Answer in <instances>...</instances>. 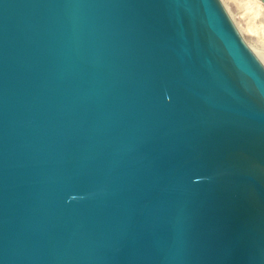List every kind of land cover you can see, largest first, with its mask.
Segmentation results:
<instances>
[{
    "label": "water",
    "instance_id": "1",
    "mask_svg": "<svg viewBox=\"0 0 264 264\" xmlns=\"http://www.w3.org/2000/svg\"><path fill=\"white\" fill-rule=\"evenodd\" d=\"M0 264H264V68L218 0H0Z\"/></svg>",
    "mask_w": 264,
    "mask_h": 264
},
{
    "label": "rangeland",
    "instance_id": "2",
    "mask_svg": "<svg viewBox=\"0 0 264 264\" xmlns=\"http://www.w3.org/2000/svg\"><path fill=\"white\" fill-rule=\"evenodd\" d=\"M219 1L226 14L229 12L244 41L257 48L264 58V0Z\"/></svg>",
    "mask_w": 264,
    "mask_h": 264
},
{
    "label": "bare ground",
    "instance_id": "3",
    "mask_svg": "<svg viewBox=\"0 0 264 264\" xmlns=\"http://www.w3.org/2000/svg\"><path fill=\"white\" fill-rule=\"evenodd\" d=\"M219 3H220V1H219ZM221 6L223 7V5L221 4ZM223 9H224V7H223ZM227 13V12H226ZM228 18L230 19V21L232 22V24L234 25V27H235V29L238 31V33H239V35H240V37L242 38V40L244 41V39H243V37H242V33H240V31L236 28V26H235V23H234V21H233V19H232V17L229 15V12H228ZM241 32H243V31H241ZM245 42V41H244ZM245 44H246V46L248 47V49H249V51L254 55V57L259 61V63L262 65V67L264 68V58H263V55L260 53V52H258L257 50V48L256 49H254L253 48V46H251L252 44L251 43H246L245 42ZM251 44V45H250Z\"/></svg>",
    "mask_w": 264,
    "mask_h": 264
}]
</instances>
